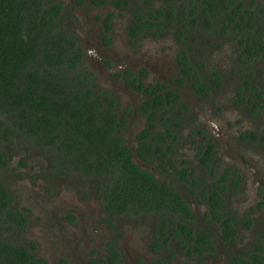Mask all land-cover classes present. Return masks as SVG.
Returning <instances> with one entry per match:
<instances>
[{
	"label": "flooded vegetation",
	"instance_id": "flooded-vegetation-1",
	"mask_svg": "<svg viewBox=\"0 0 264 264\" xmlns=\"http://www.w3.org/2000/svg\"><path fill=\"white\" fill-rule=\"evenodd\" d=\"M149 1L151 6L157 7L172 4L162 0ZM174 2L178 3V0ZM71 3L79 10L78 15H73L74 30L83 50L82 65L91 72L92 81L89 83L94 87V98L104 107L111 106L117 117L122 118L123 123L115 130L120 143L131 151V160L150 172L158 183L177 191L188 203L193 218L188 222L190 229L184 233L173 211L125 208L109 212L100 193L101 208L70 206L61 210L63 233L53 235L54 239H59L54 254L42 253L34 240H31L34 246L29 250L40 256L43 264H230L235 255L248 257L256 242L264 240L261 232L264 228H260L264 224L254 222L261 207H252L253 212L246 215L245 224L257 226L256 235L250 239L245 251L233 249L245 228L242 212L237 213L242 209L230 205L237 200L241 185V171L233 164L232 154L243 141L256 142L241 136L245 130H256H239L233 139L226 130L194 125L189 115L184 116V110L179 111V103L194 100L224 103L226 73L217 64L209 67L202 52L227 38L234 41L233 71L236 77L243 74L240 84L236 83L232 91L234 98L230 102L237 107L241 95H245L243 100L248 102L247 97L254 94L252 88L243 82L248 71L252 70L249 80L258 88L259 84L254 77V66L250 64L246 68L238 61L237 55L241 51L236 39L221 33L218 21L212 24V27L218 26V32L205 26L204 18L199 17L198 6L193 4L191 6L198 12L195 15L199 20L203 19L187 28L181 22L178 26L183 32H178L171 23L175 22V17H170L168 24L154 26L144 23L132 31L130 26L135 19L151 18L142 9L148 6L145 0H71ZM62 5V11L68 7L66 3ZM133 7L140 8L143 16L137 17ZM64 16L69 21L68 16ZM214 19L220 20V17ZM182 49H186L191 64L180 63ZM184 66L192 67L189 73L183 72ZM196 80L205 86V95L193 88ZM154 89V93H147ZM166 90L175 92V95H165ZM158 92L162 93L163 106L154 105V95ZM46 171L49 173L47 179L55 176L49 169V162ZM213 192L221 200L220 206L210 205L208 198ZM263 197L261 195L260 201L264 204ZM11 206L20 210L25 208L26 226L20 232L15 229L12 236L25 243L30 239L20 240L18 237L29 224L28 208L18 206L14 195ZM97 217L100 229L93 228ZM159 217L165 221H158ZM224 220L227 223H223ZM72 224L80 227L88 224L83 229V246L70 245L72 241L67 232L72 231ZM80 229L75 236H82L83 230ZM48 239L52 243L46 233L43 240ZM206 239L212 250L204 248ZM92 246H95L94 251Z\"/></svg>",
	"mask_w": 264,
	"mask_h": 264
},
{
	"label": "trees",
	"instance_id": "trees-1",
	"mask_svg": "<svg viewBox=\"0 0 264 264\" xmlns=\"http://www.w3.org/2000/svg\"><path fill=\"white\" fill-rule=\"evenodd\" d=\"M162 1L172 4L157 7L145 0L148 6L142 9L151 18L135 19L130 29L135 31L144 23L168 24L170 17H175L171 23L178 32H183L178 26L181 22L187 28L204 18L205 26L212 27L218 21L221 33L236 39L241 51L238 61L246 68L264 56L263 2ZM192 4L198 6L202 19L195 15L198 12ZM62 6L60 0H0V140L5 141V145H0V167L9 162L12 151L9 146L22 144L23 138L30 147L47 155L52 174L79 172L93 178L109 212L125 208L167 209L177 214L179 227L186 233L190 229L188 222L193 218L188 203L173 188L158 183L150 172L135 164L130 158L131 151L120 143L115 129L123 123L122 118L117 117L111 106L104 107L94 98V87L89 83L91 72L82 65L83 50L74 30V18L70 15L69 21L66 20ZM133 13L137 17L142 15L137 7H133ZM218 26L212 27V31ZM179 58L183 65L191 64L186 49L181 50ZM190 68L184 66L183 72L189 73ZM251 73L252 70L248 71L243 82L254 93L247 101L256 106L260 90L249 80ZM193 88L206 94L205 86L198 80ZM164 93L175 95L171 90ZM154 96V105L163 106L162 93ZM243 99L245 95H241ZM186 108L182 104V109ZM182 109L179 107V111ZM241 136L251 141L263 138L252 130L243 131ZM23 162L21 158L20 163ZM208 200L211 206L221 205L215 192ZM12 201V193L0 180V264H43L44 260L29 250L34 246L33 241L21 243L12 237L15 229L20 232L26 226L25 208H14ZM262 205L260 201L256 206ZM158 221L165 220L159 217ZM247 223L250 224L249 219ZM261 232L264 238V230ZM205 242L204 248L212 250L207 239ZM236 262L264 264V240L256 242L248 257L235 255L230 264Z\"/></svg>",
	"mask_w": 264,
	"mask_h": 264
},
{
	"label": "rangeland",
	"instance_id": "rangeland-1",
	"mask_svg": "<svg viewBox=\"0 0 264 264\" xmlns=\"http://www.w3.org/2000/svg\"><path fill=\"white\" fill-rule=\"evenodd\" d=\"M66 3L67 8L63 9V15L68 17L78 15L79 10L71 3V0H60ZM263 2L264 0H259ZM71 6V7H70ZM67 13V14H66ZM75 18V17H73ZM74 20V19H73ZM223 40L219 45L208 48L203 51L206 55L209 67H216V64L226 73L227 83L225 89L224 103L203 102L194 100L192 103H180L187 105L184 110V116L189 115L194 125L205 126L217 131L226 130L229 137L235 139V133L239 130L254 128L257 134L263 138L256 142L243 141L237 145V152L232 154L233 164L241 171V185L237 195V200L232 201V207L242 209V225L245 228L239 241L233 246V249L245 251L249 248L250 239L256 235L258 227H251L245 224V217L252 213V207H255L260 201L261 195H264V56L255 61L252 66L255 68V79H257L260 89V97L256 106L250 102L242 100L237 107L234 106L232 93L236 83L241 82L243 74L236 77L234 69V41L233 39ZM147 41V40H145ZM185 93H188L185 90ZM22 144L9 146L11 159L4 167H0V180L7 186L15 197V203L20 207L28 208L29 224L26 230L19 234L18 239L34 240L37 248L47 255L54 254L58 248V237L53 235L63 233L60 226V212L67 207H97L101 208L100 191L95 187V180L88 178L79 172L67 173L64 175H55L47 179L48 157L40 153L37 148L30 147L25 139H21ZM0 144L5 145V141ZM23 158V164L20 159ZM54 175V174H53ZM250 208L251 210H249ZM254 222L264 224V204L257 210ZM83 223L85 220L82 218ZM96 224L93 228H102L99 218L94 219ZM59 226V227H58ZM88 226L72 224V231L67 232L71 237V246H83L84 228ZM58 227V228H57ZM82 236H75L77 230H81ZM260 228H264L260 225ZM49 233L52 243L45 239V234ZM249 234V235H248ZM92 251L95 246H92Z\"/></svg>",
	"mask_w": 264,
	"mask_h": 264
}]
</instances>
